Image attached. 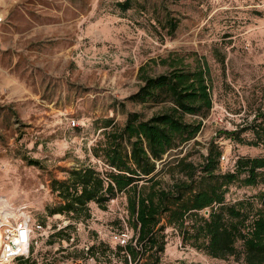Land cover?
<instances>
[{"label":"rangeland","instance_id":"obj_1","mask_svg":"<svg viewBox=\"0 0 264 264\" xmlns=\"http://www.w3.org/2000/svg\"><path fill=\"white\" fill-rule=\"evenodd\" d=\"M119 1L0 0V194L25 204L33 222L46 227L29 260L5 264H126L113 252L115 233L133 234L124 194L105 210L91 203L85 222L50 215L48 206L59 202L52 181L64 179L68 168L104 170L91 150L103 137V120L122 125L129 112L156 110L129 99L142 83L141 67L154 75L169 69L162 58L192 67L207 60L213 107L191 141L199 142L193 160H201L212 138L223 150V170L240 155L263 153L218 134L264 109V0H136L127 10ZM169 13L179 20L172 35ZM262 190L235 185L227 200ZM167 231L161 264H238L184 246L172 227Z\"/></svg>","mask_w":264,"mask_h":264},{"label":"trees","instance_id":"obj_2","mask_svg":"<svg viewBox=\"0 0 264 264\" xmlns=\"http://www.w3.org/2000/svg\"><path fill=\"white\" fill-rule=\"evenodd\" d=\"M133 1H119L118 6L127 10ZM168 22L172 35L179 20L169 13ZM160 63L169 69L153 75L140 68L142 83L129 97L152 103L156 110L150 116L129 112L122 125L112 118L103 120V137L91 150L104 170L82 164L68 168L64 179H54L51 188L59 202L48 206L50 215L85 222L92 218L91 203L105 210L112 199L124 194L133 234L113 251L124 263L161 264L167 228L172 227L184 246L211 257L264 264V190L235 202L227 200L232 186L264 187V109L258 108L236 129L218 134L259 147L262 154L240 155L233 169L223 170V150L212 138L207 153L195 161L192 148L199 142L191 147V141L213 107L208 62L203 58L192 67L182 58H162ZM31 255L17 260H29Z\"/></svg>","mask_w":264,"mask_h":264},{"label":"built area","instance_id":"obj_3","mask_svg":"<svg viewBox=\"0 0 264 264\" xmlns=\"http://www.w3.org/2000/svg\"><path fill=\"white\" fill-rule=\"evenodd\" d=\"M45 229L42 223L33 222L31 212L25 204L15 206L0 194V264L28 258L31 246L38 242V237L45 236ZM131 237L132 234L127 232L113 235L115 243L119 245H125Z\"/></svg>","mask_w":264,"mask_h":264},{"label":"water","instance_id":"obj_4","mask_svg":"<svg viewBox=\"0 0 264 264\" xmlns=\"http://www.w3.org/2000/svg\"><path fill=\"white\" fill-rule=\"evenodd\" d=\"M209 211H207V213H208Z\"/></svg>","mask_w":264,"mask_h":264}]
</instances>
